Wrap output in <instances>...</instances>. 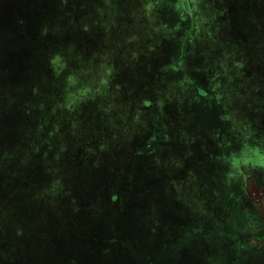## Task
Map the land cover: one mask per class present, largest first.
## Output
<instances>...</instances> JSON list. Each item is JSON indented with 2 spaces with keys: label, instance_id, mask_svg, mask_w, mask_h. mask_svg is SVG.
<instances>
[{
  "label": "rangeland",
  "instance_id": "374dc122",
  "mask_svg": "<svg viewBox=\"0 0 264 264\" xmlns=\"http://www.w3.org/2000/svg\"><path fill=\"white\" fill-rule=\"evenodd\" d=\"M225 1L256 47L198 90V0H0V264H264V0Z\"/></svg>",
  "mask_w": 264,
  "mask_h": 264
},
{
  "label": "crops",
  "instance_id": "0c3cea01",
  "mask_svg": "<svg viewBox=\"0 0 264 264\" xmlns=\"http://www.w3.org/2000/svg\"><path fill=\"white\" fill-rule=\"evenodd\" d=\"M206 4H213L215 8L214 11L217 12V15L213 13V8H206ZM180 14L185 17L189 16V12L185 8L183 9V13ZM261 15V10L255 11V17H261ZM206 16L214 17L206 20L204 19ZM223 17H228V20L225 21ZM246 19L242 9L236 11L228 7L225 0H198V57L190 56L189 58H185V62H188L194 67L189 65L188 68H183L184 71L182 72L183 76L187 78L190 76V78L195 77L198 79V90H206L208 88V83L213 78L211 75L212 70L217 64L222 65L229 63V60L226 61V58L222 54L225 48L228 49L229 47L233 48L236 45H240L250 52L256 47L250 35H244L246 39L242 40L240 38L238 39L235 35L238 23ZM184 20H187V18ZM204 32L207 34L205 40ZM207 45L210 51H213L211 47H216L218 49V54L215 56L216 59L212 62L208 59L211 55L205 52V47ZM178 68H180L181 71L180 65H178ZM219 79L220 76L218 78L216 77V80Z\"/></svg>",
  "mask_w": 264,
  "mask_h": 264
}]
</instances>
